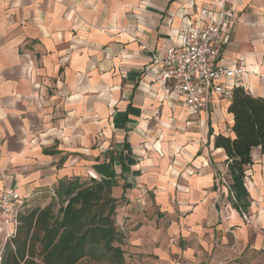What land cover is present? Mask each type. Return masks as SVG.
<instances>
[{"label": "crops", "instance_id": "0c3cea01", "mask_svg": "<svg viewBox=\"0 0 264 264\" xmlns=\"http://www.w3.org/2000/svg\"><path fill=\"white\" fill-rule=\"evenodd\" d=\"M215 1L0 0V192L43 208L60 180L114 175L124 250L152 252L157 264L207 254L209 264H264V154L251 151L241 213L215 147L217 135L235 137L233 89L264 98V0H229L236 22L220 57L245 72L198 113L148 72L142 46L178 43Z\"/></svg>", "mask_w": 264, "mask_h": 264}, {"label": "trees", "instance_id": "16d2710c", "mask_svg": "<svg viewBox=\"0 0 264 264\" xmlns=\"http://www.w3.org/2000/svg\"><path fill=\"white\" fill-rule=\"evenodd\" d=\"M228 110L234 116L235 137L219 134L215 147L228 156L230 200L243 213L251 204L245 186L246 167L253 163L251 151L259 146L264 154V98L236 86ZM115 186L114 175L100 180L74 177L60 180L55 199L46 207L32 208L25 201L2 264H80L85 259L124 264L125 235L117 225Z\"/></svg>", "mask_w": 264, "mask_h": 264}, {"label": "built area", "instance_id": "2783aa9c", "mask_svg": "<svg viewBox=\"0 0 264 264\" xmlns=\"http://www.w3.org/2000/svg\"><path fill=\"white\" fill-rule=\"evenodd\" d=\"M235 22L236 13L229 0H216L214 6L205 4L194 21L179 32L178 43L162 50L142 45L151 53L148 72L169 83L192 113L206 107L210 96L228 95L227 82L245 72L241 60L228 64L220 57L222 47L231 42ZM25 199L14 188L0 192V264L6 243L16 231L17 216Z\"/></svg>", "mask_w": 264, "mask_h": 264}, {"label": "rangeland", "instance_id": "374dc122", "mask_svg": "<svg viewBox=\"0 0 264 264\" xmlns=\"http://www.w3.org/2000/svg\"><path fill=\"white\" fill-rule=\"evenodd\" d=\"M58 207L59 206L56 205V207H55L56 211L58 210ZM158 213L159 214H158V219H157L156 225L158 227L162 226L165 228V217H164V215L163 216L160 215L162 213H160V212H158ZM155 242H157V241L155 240ZM125 243H126V240H124L123 245H125ZM127 244H129V243H127ZM125 248L126 249L124 250L125 251V263L124 264H157L156 260L158 259V257L154 253H152V252H139L138 253V252L131 251L129 246H127ZM147 256H148V258H147ZM207 257H208V254L203 255L201 257L202 261L200 264H209ZM259 261L263 262L264 258H259ZM80 264H101V263H97L91 259H85Z\"/></svg>", "mask_w": 264, "mask_h": 264}]
</instances>
